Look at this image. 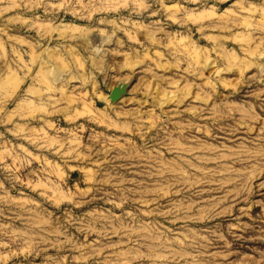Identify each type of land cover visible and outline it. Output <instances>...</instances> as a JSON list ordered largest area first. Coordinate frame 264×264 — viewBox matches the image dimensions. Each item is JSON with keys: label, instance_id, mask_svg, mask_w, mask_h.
<instances>
[{"label": "rangeland", "instance_id": "1", "mask_svg": "<svg viewBox=\"0 0 264 264\" xmlns=\"http://www.w3.org/2000/svg\"><path fill=\"white\" fill-rule=\"evenodd\" d=\"M0 264H264V0H0Z\"/></svg>", "mask_w": 264, "mask_h": 264}, {"label": "water", "instance_id": "2", "mask_svg": "<svg viewBox=\"0 0 264 264\" xmlns=\"http://www.w3.org/2000/svg\"><path fill=\"white\" fill-rule=\"evenodd\" d=\"M124 91H125L124 87H121V88H118V89L114 90L112 95H111V99L114 100V101L118 100L122 96Z\"/></svg>", "mask_w": 264, "mask_h": 264}, {"label": "bare ground", "instance_id": "3", "mask_svg": "<svg viewBox=\"0 0 264 264\" xmlns=\"http://www.w3.org/2000/svg\"><path fill=\"white\" fill-rule=\"evenodd\" d=\"M114 101V100H113ZM116 101V100H115Z\"/></svg>", "mask_w": 264, "mask_h": 264}]
</instances>
